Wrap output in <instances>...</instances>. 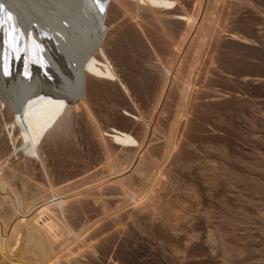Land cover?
Wrapping results in <instances>:
<instances>
[{"label":"rangeland","instance_id":"rangeland-1","mask_svg":"<svg viewBox=\"0 0 264 264\" xmlns=\"http://www.w3.org/2000/svg\"><path fill=\"white\" fill-rule=\"evenodd\" d=\"M182 1L192 11L197 0ZM213 1H217L219 6H216L217 10L214 9L211 17H207L206 22L209 24L212 21L211 40L217 44V48L220 47L216 51L214 50L217 48L209 49L208 58L207 55L202 56L195 69L190 59L188 61L185 59L186 56L191 58L189 55L192 52L189 49L185 58L183 57L185 61L180 62L179 67L185 68H180L179 72L187 74L194 70L192 74L197 77L196 88H199L191 99L192 105L191 100L190 102L186 100L187 106L185 104L183 113L179 115L181 119H178L181 122L186 120L182 123L174 120L177 110V104L174 107L176 101L168 95L166 97L171 99L172 103H168L169 100L166 101V98L165 102L162 101L161 115L156 118L157 122L155 121L153 129L155 132L152 133L148 149L150 157H147L149 156L147 150L145 157L148 160L145 167L141 166L142 169L145 168L141 173L147 172L146 176L142 175L141 178L140 174L139 177H135L140 178L139 181L143 180L144 184L148 181L150 185L147 189L150 191L142 193L139 197L141 203L123 205L120 202L121 194L112 191L108 194L107 190L104 207L100 204L93 206V203L89 202L90 205L87 206L86 203L84 207H87H83L84 212L82 209H75L73 205L74 209L73 206L67 207V210L66 207L63 208L65 210H62L63 215L61 211L58 213L55 211L48 220L42 218L41 221L37 216L34 222V216L32 223L35 224L31 225V219L28 222L31 227L16 226L21 228L20 236L25 238L21 241L22 246L20 244L17 250L11 249V252L5 248V245L8 237L18 229L15 231V226L12 229V224L8 223L11 221L2 224L5 220L0 219V235L3 236L0 237V264H24V262L45 264L46 261L48 264L52 260H56L57 264H264V0H203V6H208ZM126 18L128 19V16L121 14L108 27L114 30L110 42L114 44L119 42L116 45L122 46L121 56L114 55L115 45L109 46V49L111 48L109 52L112 51L110 55H113V58H111L113 61L115 59L116 67L118 66L120 74L122 73L128 82L136 80L148 89L147 95L137 97V104L147 115L161 89L160 81L149 74L147 67L149 68L151 63H156L158 58L149 56L142 40L137 41L138 45L143 46L142 48L137 46L129 49L124 44V36L129 27ZM108 20L110 19H107L106 23L109 22ZM144 26L145 32L147 29V34H150L148 36L153 40L156 49L158 48L159 54L164 55H160L162 60H166L165 63L170 62L172 53L167 44L169 42L178 44L182 37L178 31L175 32L176 27L172 28L173 31L166 29L169 33L172 32L167 40L157 26L152 24ZM231 34L236 35L237 39L231 40ZM78 73L79 71L76 76ZM90 82L95 80L91 79ZM118 86L123 90L122 85L118 84ZM109 89L103 90L97 95V100H94V107L98 109L99 117L105 120L104 131L116 124L106 122L104 118V114L109 115L107 113H110L114 99ZM0 90H2L1 79ZM0 106V135L5 134L7 137V142L2 138L5 136L0 137L1 141H5L4 144L7 143L5 144L7 149L0 152V163L9 171H7L8 175L12 176L11 188L13 182V189L15 191L18 189L20 195L11 190H8L11 192L8 195L7 190L4 194L1 191L0 195L4 196V200L2 202L1 196L0 203L6 205L1 204L2 209L10 203L8 208H14L15 213L24 214L28 211L29 204L36 205L41 200L45 201L44 198L46 200L51 198L53 188L50 183L54 187L53 191L58 189L60 191L57 190L56 193L61 194L62 191L64 193L75 189L86 181L92 182L93 179L96 181L103 175L102 172H105L103 155L95 146L97 135L90 123L85 121L83 114H80L81 109H78L80 112L77 110L73 113V110H70L71 113L68 112L67 117L65 116L67 128H56L40 145L42 150L40 149L38 155H41L33 157L32 152H27L26 155L23 147L15 146L17 135L8 128L14 116V109L9 98L2 96V93H0ZM118 110L127 114L121 108ZM133 134L137 136L136 131H133ZM168 137L173 138L170 148L172 152L166 149ZM67 155L73 156L67 157ZM39 158L43 159V165ZM143 183L140 182L139 185L142 186ZM137 186L134 187L136 190L133 192L139 191ZM86 188V186L79 188V194L85 193ZM18 197L22 199L20 204L21 207L23 203L22 209L18 206L21 201ZM13 202L19 203L15 205ZM120 203L123 206H120ZM71 209L73 211H68ZM104 210L108 215L103 214ZM39 219L45 224L48 221L47 226L39 223ZM26 227L27 231L24 229ZM9 228L15 232L9 231ZM30 228H34L33 237ZM42 228L45 230L42 231ZM37 230L44 232L45 236L39 234ZM28 231L30 235L26 234ZM24 233L27 237L23 235ZM43 239L46 246L44 243L41 245ZM40 240L41 246L38 245ZM27 242L29 245L25 244ZM33 243L34 245L37 243L38 251ZM23 245L32 248L31 251L27 249L28 252L30 251L28 253ZM42 246L44 248L40 249ZM49 249L52 253L56 250L52 255L53 259L44 253L45 250V252L50 251ZM19 252L23 255L21 253L19 255Z\"/></svg>","mask_w":264,"mask_h":264},{"label":"bare ground","instance_id":"bare-ground-1","mask_svg":"<svg viewBox=\"0 0 264 264\" xmlns=\"http://www.w3.org/2000/svg\"><path fill=\"white\" fill-rule=\"evenodd\" d=\"M26 2H24L26 5L23 4L24 8L22 13L19 8L21 0H0V79L2 81V90H0V93H2V96L5 95V97L9 98L10 104L14 109V116L12 117V121H10L8 128H11V132L17 135V142L15 146L23 147L22 149H24L23 151L26 153V155L27 152H32L31 154L33 157L40 156L41 154L38 155L40 153V149L42 148L40 145H42L44 139L47 138L48 135L52 134L56 128H67V125L65 124V116L67 117V113L70 110H73V113L74 111L77 112L78 109H81V112L79 110L78 111L80 114H83V118L87 123H90L89 125H91L92 129L97 135V142H95V146H97L98 150H100L101 154L103 155L102 159H104L105 163V172H102L103 175L99 179L97 178L98 180L93 181V179L92 182L86 181L84 184L75 189H66L68 191H64V193L62 191L61 194L60 192L56 193L58 189L53 191L54 187H52L53 185L50 183L51 188H53V190H51V198H47V200L44 198L45 201L41 200L42 202L40 201V203L36 205L29 204L27 206L28 211H26L27 213L25 212L24 214H20V212L15 213L14 208H8L10 203L6 208L4 207L6 206L4 203H0V219H3V221L5 220L2 224L7 221H11L8 223L12 224V229L14 226L15 231L18 229L15 232L9 228V231L12 230L15 233L11 232L13 235L11 234L8 237L6 242L8 245H5V243L2 242L6 246L4 247L7 248L9 252H11V249L15 250L18 248L20 244L22 246L21 241L25 237L20 236L22 232H19V230H21L19 227H25L28 225L30 219L31 225L35 224L32 223V218L34 216V222L35 218L37 219V216L41 218V221L42 218H46L48 220V217L50 219V216L54 215L55 211H57V213L61 211L62 213L63 208L65 209L66 207L67 210V207L73 205L76 207L75 209L78 208L79 210H83V207L86 205V203L88 206L89 202L93 203V206L94 204H100L102 207H104L105 202L107 201L106 198V200L104 199V196L106 195L105 192L107 190L108 194L109 191H112V193H118V195L121 194L122 200H120V202H122L123 205L128 203L138 205L141 203L139 197H141L142 193H147L150 191L147 190L149 189L150 185L148 184V181L146 184L143 183V180L139 181L140 178L138 179V177L141 174L142 178L147 173L144 172L145 174H142L143 171H145V168L142 169L141 166H144L150 157V150L148 149L150 147L149 145L151 142L152 133L155 132L153 129L155 127V121L157 120L156 118H158L157 116L159 114L161 115L163 106L162 101H164L165 98L167 99L166 101L169 100L168 103H170L172 100L176 101V103L174 102L175 105L173 104L174 107L177 104L174 120L178 122L180 121L178 119H181L179 115H181L182 109L185 107L186 100H189L190 102V100L193 99V95L196 94L197 88H199H196V84H198V80L196 81L197 77L195 78V76L192 74L194 70L192 69V73L186 72L187 74H181L179 72V69L181 68L179 67V64L182 60H184L183 57L186 56L187 49L192 52V54H190L191 56L189 55L191 58H188V56H186L187 58H184L187 59V61L190 59L192 65H194V68L197 66L196 64H199V60L202 56L205 57L204 55H207L208 58L209 49L213 50L217 48V44L211 40V27L213 25L211 24L212 21L210 22L208 20L210 22L209 24H211L209 27V24L206 22L207 17H211L216 6H219L217 1L210 2L208 6L205 5L204 7L203 0L202 3L201 0H197L192 11H190L187 6L184 5L182 0H31V4L28 5ZM41 8L42 10H40ZM101 8H103V11H100ZM144 10H146L145 12L148 11V13H145ZM121 14L128 16V19H126L129 23H127L129 27H127L128 30H126V36H124V44L129 49L130 47L136 48L137 46H140L137 44L138 39L140 42L142 40L144 45H146V47H144L146 50H144L148 51L149 56L151 58L154 56L158 58V61H155L156 63H151L149 68L147 67L149 74L155 76L157 81L159 80L161 84V89L157 95L156 102L153 107L148 110L147 115L142 112L141 106L137 104V97L141 95L144 96L146 93H149L148 89L142 84L138 83V81L136 82L135 79V82H128L127 78L125 79L122 73L120 74L118 66L116 67V64L114 63L115 59L113 61V55H110L112 51L111 53L109 52L111 49H109L110 45H113V47L115 45V52H113L114 55H118L120 57L123 52L120 49L122 46L120 45L118 47L116 45L119 44V42L115 44L110 42V36L114 30L108 29V27H110ZM108 16L109 18H107ZM107 19H110L108 20V23H106ZM146 24L157 26L159 31L161 30L167 40L169 37H171L170 35L172 32L169 33V30L171 31L172 28L176 27L177 30L175 29L176 31H174H178L179 35L181 34L182 37L178 44L174 45V42H169V44H167L169 46V51L172 53H170L172 56V59L170 58V62L167 60L168 62L165 63L166 60H162L161 56L164 55L159 54L157 51L158 48L156 49L155 45L152 43L153 40H151L148 36L150 34H147V29L145 32V29L143 28V26ZM175 32L173 34H175ZM231 35V40L237 39L236 35ZM142 47L143 46H140V48ZM219 47L220 46H218V48ZM218 48L214 51L218 50ZM206 60L207 59H205V61ZM78 71V76H76ZM88 77L90 80L94 79L95 82L91 83ZM96 80L98 82H96ZM118 84L123 86V90L119 88ZM104 87L106 89H104ZM108 88L111 89V96L114 97V99L112 101V107L109 111L110 113H107L109 115L106 116V114H104V118H106V122L108 121L118 125H109L110 127L104 131L103 126L105 120L103 121L99 117L97 112L98 109L96 110V107H94V100L98 97L97 95L101 94L103 90H107ZM166 92H168V94ZM166 95H168L169 98H172V100L166 97ZM190 103L192 105V100ZM118 108H121L127 114L121 113ZM184 116H186V114ZM7 124L8 123H6V125ZM131 130L134 132L136 131L137 136H135V133L133 134V131L131 132ZM93 135L94 134H92V136ZM1 136H5L2 138L7 142L6 135H0V137ZM172 137H168L166 140V149L169 150V152L171 151V143L173 142ZM93 138H95V136ZM12 140L14 141V137ZM3 141H1L0 138V152H3L5 149H7L5 145L7 143L4 144L5 141ZM147 150L149 156H147L148 158L146 160L145 156L147 154ZM167 154L170 155L168 152ZM72 156L67 155V157ZM39 159L43 165V159ZM7 171L8 170L4 169L3 164L0 163V192L2 191V194H4V191L6 190H11L12 192L15 191L13 189V182V186L11 188L10 178L12 176L11 174L8 175L9 173H7ZM136 176L138 177L135 178ZM140 182L143 183V185L141 184L142 186L139 185ZM151 185L153 187V184ZM85 186L87 187L86 190H81H85L86 192L79 194L80 190L78 189ZM136 186L137 190L139 191L133 192V190H136L134 189ZM21 188H23V186ZM48 189L50 188L48 187ZM9 192L10 191L5 193L8 195ZM15 192L18 193L17 195H19L18 189H16ZM2 194L0 195V201L4 197ZM8 199L7 201H9ZM18 199L21 201L18 200L20 203L18 202L19 204H17L19 208L22 209L23 203L20 207L22 199L21 197H18ZM3 200L4 198L2 199V202ZM1 204L4 205L3 209L1 208ZM17 204L15 203V205ZM122 204L120 206H123ZM144 204L147 205L146 203ZM74 206L72 207L73 209ZM7 208L10 209L11 213H9ZM18 210L19 209H17V211ZM68 211L73 210L71 209ZM102 213L101 216L106 214L107 211L105 212L104 210V213ZM80 214H82V211ZM105 217L107 216L105 215ZM36 222H38V220ZM39 223L43 222H40L39 219ZM29 225L28 227H31ZM16 226L19 227L17 228ZM24 229L26 230L27 227ZM32 229L34 228H30L31 237H33ZM6 230L7 229L5 228V231ZM44 230L45 229L42 231ZM39 231L40 230H37V232L41 234L42 232ZM27 233L29 234V231L26 232V234ZM43 233L42 235L45 236V233ZM26 234L24 233L23 235L26 236ZM47 234L49 235V233ZM0 237L2 238L3 236L0 235ZM35 237H37V235ZM41 237L42 236L40 235V238ZM36 239L38 240V238ZM45 239H43V242L41 240L38 241V245H40L41 242V245H43ZM29 240V243L32 246L31 239L29 238ZM29 243L27 242L25 244L29 245ZM36 244L34 245L33 243L34 247ZM45 244L46 242L44 245ZM48 245L50 244L48 243ZM27 247L26 249L24 248V250L30 249ZM35 248L37 249V246ZM42 248L44 247L42 246L40 249ZM20 249H22V247ZM43 251L42 253L40 252L43 257L44 253H46L45 255H49L48 257L50 259L54 258L52 255L56 250H54L53 253L51 250V253H48L50 251H44L43 253ZM16 252H14V255ZM20 253L21 252H19V255ZM21 255L23 254L21 253ZM28 261H26V263ZM55 262L56 260H52L49 261L48 264H57Z\"/></svg>","mask_w":264,"mask_h":264},{"label":"water","instance_id":"water-1","mask_svg":"<svg viewBox=\"0 0 264 264\" xmlns=\"http://www.w3.org/2000/svg\"><path fill=\"white\" fill-rule=\"evenodd\" d=\"M27 0H21V4H20V10H21V12H22V10H23V8H24V5L23 4H25L24 2H26ZM27 5L28 4H31V0H28L27 2ZM26 5V4H25ZM2 7V6H1ZM40 10H42V8L40 9ZM24 11H25V9H24ZM23 13V12H22Z\"/></svg>","mask_w":264,"mask_h":264},{"label":"snow or ice","instance_id":"snow-or-ice-1","mask_svg":"<svg viewBox=\"0 0 264 264\" xmlns=\"http://www.w3.org/2000/svg\"><path fill=\"white\" fill-rule=\"evenodd\" d=\"M100 11H103V8H101Z\"/></svg>","mask_w":264,"mask_h":264}]
</instances>
